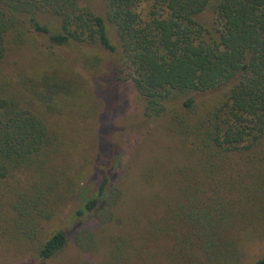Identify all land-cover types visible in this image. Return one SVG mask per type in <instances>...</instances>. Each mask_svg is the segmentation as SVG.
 Returning a JSON list of instances; mask_svg holds the SVG:
<instances>
[{
	"label": "trees",
	"instance_id": "obj_1",
	"mask_svg": "<svg viewBox=\"0 0 264 264\" xmlns=\"http://www.w3.org/2000/svg\"><path fill=\"white\" fill-rule=\"evenodd\" d=\"M39 40L129 80L153 123L113 183L102 152L90 195L114 114ZM89 217L109 264H264V0H0V264L58 255Z\"/></svg>",
	"mask_w": 264,
	"mask_h": 264
},
{
	"label": "rangeland",
	"instance_id": "obj_2",
	"mask_svg": "<svg viewBox=\"0 0 264 264\" xmlns=\"http://www.w3.org/2000/svg\"><path fill=\"white\" fill-rule=\"evenodd\" d=\"M97 4H103V0H97ZM36 45V49L38 53H40V59L47 58V60L59 61L57 58L61 55H63L64 58H68V62L73 63L75 70L81 72L84 76L88 90L92 88L96 94L98 88L102 87L99 80L104 77V72L102 73L103 68L100 73H97L94 71L95 69L87 66L86 59L82 58L75 47H66L64 49H59L58 47L51 48L47 47V43L41 42V40H39ZM94 50L98 51V49ZM102 51L100 50V53L104 57L103 67L105 70L107 67L111 66V55ZM113 88L114 89L110 88L108 85L102 87V93L107 96H103V100L104 102L105 100L108 101L109 110L111 111L109 117H105V120L108 118L110 119L113 114L114 117L112 122L110 121V128L109 126H105L106 133L96 146V156L89 176L81 183L83 185L82 193L89 191L86 192L87 195H90L91 191H94L98 183H100L102 177L100 174L102 169L100 166L102 152L107 155L106 159L109 158L110 161L114 156H118L119 161L113 167L111 178V183H113L121 174L128 159L132 157V152L138 150L145 137L149 135V131L153 125V123H149L143 119V104L141 98L129 80H115V87ZM102 113L104 116L105 112ZM102 115L101 117H103ZM103 123L104 121L100 122V128L103 127ZM81 195L80 193L77 197L79 200L82 198ZM75 201L76 200H73L68 204L64 211L66 216L68 211L71 210L72 207H75ZM93 221H96L95 217H89L87 220H83L80 223L75 221L68 229L70 232L69 235L72 238L69 239V244L64 251L58 255L49 259H38L34 255H28L23 259L10 260L8 264H109L111 253L108 251L109 249L105 241V243H102L99 241L95 242L94 239H84V235L79 237L80 231H85ZM73 236L77 239H74Z\"/></svg>",
	"mask_w": 264,
	"mask_h": 264
}]
</instances>
